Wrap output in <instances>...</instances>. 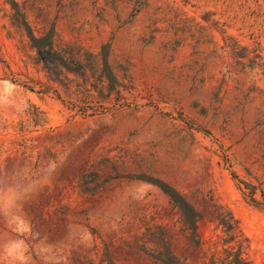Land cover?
Returning <instances> with one entry per match:
<instances>
[{"label":"rangeland","instance_id":"374dc122","mask_svg":"<svg viewBox=\"0 0 264 264\" xmlns=\"http://www.w3.org/2000/svg\"><path fill=\"white\" fill-rule=\"evenodd\" d=\"M0 264H264V0H0Z\"/></svg>","mask_w":264,"mask_h":264},{"label":"trees","instance_id":"16d2710c","mask_svg":"<svg viewBox=\"0 0 264 264\" xmlns=\"http://www.w3.org/2000/svg\"><path fill=\"white\" fill-rule=\"evenodd\" d=\"M176 198H178L176 200L180 201V203L183 204L184 208L189 211L190 208L188 207L189 206L188 202L186 200H184L182 197H180V198L179 197H176Z\"/></svg>","mask_w":264,"mask_h":264}]
</instances>
